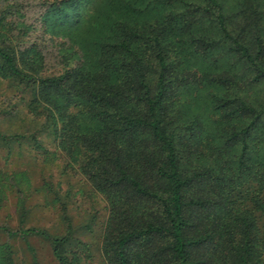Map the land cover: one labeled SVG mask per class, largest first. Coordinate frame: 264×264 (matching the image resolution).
<instances>
[{"label": "trees", "instance_id": "1", "mask_svg": "<svg viewBox=\"0 0 264 264\" xmlns=\"http://www.w3.org/2000/svg\"><path fill=\"white\" fill-rule=\"evenodd\" d=\"M222 2H45L44 31L61 36L96 6L76 61L59 42L57 73L33 26L0 9V78L33 90L59 121V149L104 195L106 264H264V99L246 88L264 83V0H238L229 16ZM191 93L209 110L186 107ZM22 232L78 264L70 233ZM11 254L1 248L0 264Z\"/></svg>", "mask_w": 264, "mask_h": 264}, {"label": "rangeland", "instance_id": "2", "mask_svg": "<svg viewBox=\"0 0 264 264\" xmlns=\"http://www.w3.org/2000/svg\"><path fill=\"white\" fill-rule=\"evenodd\" d=\"M51 1L59 0H0V9L33 26L27 36L37 37L45 53L46 72L57 73L63 54L59 42L71 45L73 51L68 54L76 61L82 53L80 44L90 34L85 28L96 6L89 5L90 12L80 11L81 23L62 28L61 36L59 29L44 31L40 18L45 2ZM222 1L224 15L238 9V0ZM76 12H71L73 18ZM246 88L250 96L264 99V83ZM195 95L191 93L185 106L209 110V99ZM32 99L31 88L0 78V134L6 137L0 138V226L12 230L7 234L0 228V249L11 251L14 264H58L49 239L22 232L36 227L58 236L70 233L66 248L77 250L78 264H106L100 251L108 218L105 197L81 173L79 162L59 149L54 130L58 119Z\"/></svg>", "mask_w": 264, "mask_h": 264}]
</instances>
